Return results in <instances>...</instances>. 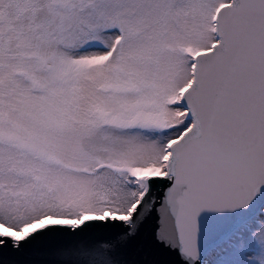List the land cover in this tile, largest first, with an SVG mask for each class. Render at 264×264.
Returning <instances> with one entry per match:
<instances>
[{
	"label": "snow or ice",
	"instance_id": "snow-or-ice-1",
	"mask_svg": "<svg viewBox=\"0 0 264 264\" xmlns=\"http://www.w3.org/2000/svg\"><path fill=\"white\" fill-rule=\"evenodd\" d=\"M0 264H264V0H0Z\"/></svg>",
	"mask_w": 264,
	"mask_h": 264
},
{
	"label": "water",
	"instance_id": "water-1",
	"mask_svg": "<svg viewBox=\"0 0 264 264\" xmlns=\"http://www.w3.org/2000/svg\"><path fill=\"white\" fill-rule=\"evenodd\" d=\"M40 259H46L47 257H39Z\"/></svg>",
	"mask_w": 264,
	"mask_h": 264
}]
</instances>
